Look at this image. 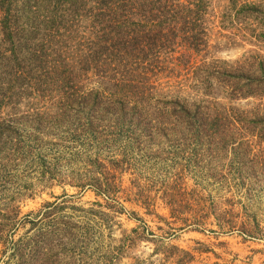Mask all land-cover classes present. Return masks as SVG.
I'll list each match as a JSON object with an SVG mask.
<instances>
[{"label":"trees","instance_id":"1","mask_svg":"<svg viewBox=\"0 0 264 264\" xmlns=\"http://www.w3.org/2000/svg\"><path fill=\"white\" fill-rule=\"evenodd\" d=\"M217 1L0 0V192L24 169L45 188L69 183L117 201L134 147L175 146L180 182L190 167L213 176L216 145L224 152L256 132L264 140L263 56L222 64L211 38L219 12L254 22L252 37L264 42V0ZM242 100L252 109L234 108ZM119 147L120 159L104 156ZM247 154L242 162H256ZM67 155L81 165L73 180L59 168ZM176 181L163 186L174 216L188 194ZM18 222L0 225V244ZM173 250L179 264L190 257ZM36 252H18L16 263L35 264Z\"/></svg>","mask_w":264,"mask_h":264},{"label":"rangeland","instance_id":"2","mask_svg":"<svg viewBox=\"0 0 264 264\" xmlns=\"http://www.w3.org/2000/svg\"><path fill=\"white\" fill-rule=\"evenodd\" d=\"M226 2L217 4L222 8ZM224 20L218 12L211 35L220 48L216 60L232 65L258 54L264 58V42L252 37L254 22ZM252 102L233 106L246 111ZM256 134L224 152L216 145L211 157L204 153L215 160L212 177L209 170L197 173L190 167L180 182L174 179L183 169L171 153L175 146L147 143L141 152L134 147L129 169L119 177L117 201L69 183L45 188L33 170L23 169L0 192V225L19 220L0 244V264H17L18 252L28 258L34 250L40 254L35 264H179L171 247L190 254L182 264H264V140ZM126 150L104 156L120 159ZM245 151L248 161L256 162H242ZM157 152L161 158H155ZM75 160L67 155L58 162L68 180L81 166ZM173 181L188 193L180 199L183 212L175 216L163 195V186ZM147 190L146 204L141 193ZM56 202L57 209L47 208ZM228 224L231 230L224 227Z\"/></svg>","mask_w":264,"mask_h":264}]
</instances>
